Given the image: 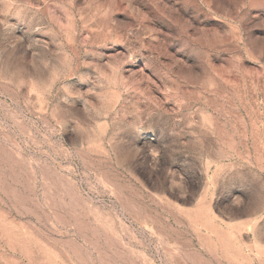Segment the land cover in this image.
Wrapping results in <instances>:
<instances>
[{"label": "rangeland", "instance_id": "rangeland-1", "mask_svg": "<svg viewBox=\"0 0 264 264\" xmlns=\"http://www.w3.org/2000/svg\"><path fill=\"white\" fill-rule=\"evenodd\" d=\"M0 264H264V0H0Z\"/></svg>", "mask_w": 264, "mask_h": 264}]
</instances>
